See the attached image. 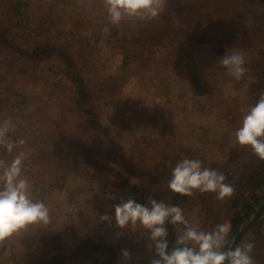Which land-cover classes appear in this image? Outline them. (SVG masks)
Instances as JSON below:
<instances>
[{"label":"rangeland","instance_id":"rangeland-1","mask_svg":"<svg viewBox=\"0 0 264 264\" xmlns=\"http://www.w3.org/2000/svg\"><path fill=\"white\" fill-rule=\"evenodd\" d=\"M6 1L0 0V4ZM190 1L167 0L158 17L151 20L124 17L117 25L108 21L104 0L26 1L32 18L41 14L38 12L40 8L46 14H41L47 20L45 23L37 22L41 28L39 34L45 39L57 33L55 24L59 20L70 25L82 10L94 22L103 24L94 37L86 40L89 50L84 49V55L94 56L101 63L99 69L93 68L96 81L100 74L103 79L122 81V87L117 105L99 109L103 123L114 127L113 141L95 140L93 143L101 150L100 154L96 152L99 162L118 168L123 176L115 178L100 167H76L63 182L41 174L43 161L35 163L31 157L45 152L46 160L52 161L56 143L45 148L33 144V134H30L32 118L43 117L45 122L58 120L70 95L68 90H59L60 86L54 82L58 79V69L46 64L39 67L38 73L40 78L49 76L51 80L35 84L18 80L11 84L8 93L0 97V122L10 119L14 126L0 142V191L6 187L5 171L23 153L20 178L28 181L29 198L47 206L49 220L29 225L0 242V264H48L62 252L66 258L62 264H152L154 260H160L156 251L159 238L154 241L150 229L139 222L135 225L129 222L123 227L116 223L115 206L129 199L149 208L150 197L179 205L188 222L187 227L212 232L217 225L226 224L229 227L227 240L231 237L235 230L230 223L232 202L240 199L242 203H251L256 197L253 186L245 184L248 179L244 183L237 182V175L259 160L250 148L236 143L232 115L234 106L240 110L245 108L240 100L247 98L257 79L251 80L246 73L239 80L229 76L219 60L226 53L216 55L212 46L187 47L182 66L187 64L190 52L192 56L186 68H178L177 61L169 59L171 52L162 54V46L152 30L174 27L177 8L179 10ZM52 20L57 22L50 23ZM21 29V22H4L1 27L0 34L5 40L0 43L2 77L11 78L19 72L16 65L22 62L14 59L11 50L21 40ZM232 51L244 53L247 70L260 64L258 49L228 52ZM128 52L133 53L129 60L126 59ZM65 78L64 75L62 79L66 84ZM21 138L24 144L17 143L10 150L6 147L9 142ZM58 146L67 155L69 142ZM110 151L113 155L109 159ZM132 155H137L135 161ZM184 158L199 159L203 167L222 172L226 177L224 182L234 188L232 196L218 200L215 193L197 192L192 197L173 194L168 190L167 182L171 169ZM62 160L56 158L53 161ZM236 165L240 167L239 171ZM57 167L52 164V169H56L54 176L58 175ZM127 168H131V172ZM124 177L126 181L129 178L130 185L123 180ZM236 187L240 188L239 193ZM251 211H246V216ZM104 215L111 219L102 220ZM253 222L254 219L242 232ZM170 224L179 237L187 230L182 223ZM261 227L259 239L256 237L257 226H252L241 240L237 238L233 246L256 243L251 253L255 264L260 257L264 260V223ZM85 240L90 245L82 244ZM187 243L198 245L193 241ZM124 251H127V257L123 255ZM166 253H169L168 249Z\"/></svg>","mask_w":264,"mask_h":264},{"label":"trees","instance_id":"trees-1","mask_svg":"<svg viewBox=\"0 0 264 264\" xmlns=\"http://www.w3.org/2000/svg\"><path fill=\"white\" fill-rule=\"evenodd\" d=\"M26 1L7 0L4 4H0V30L4 22H21L23 33L21 40L13 49L11 48L14 59L22 62L20 65H16L19 72H16L11 78L0 76V97L8 93L11 84L17 83L18 80H25V84H35L39 81L45 83L51 80L49 76H45L44 79L40 78L39 67L44 64L58 69L56 73L58 79L54 82L60 86L58 87L59 90H68L70 95L68 101L63 104L58 120L45 122L46 118L43 117L32 118L31 123L34 126L31 125L30 134H33V144L45 148L56 143V148H54L56 152L52 155V161L46 160L47 158L43 154L45 152L35 154V158L31 157L32 160L35 163L43 161L40 164L43 168L40 173L44 176L47 175L46 177H50L53 181L58 180V182L61 180L63 182L70 170L72 171L76 167L93 169L100 167L115 178L123 176L118 168L114 169L99 162L96 152L100 154L101 150L96 149V143H93L96 142L95 140L113 141L111 135L114 132V127L103 123L99 109L104 106L117 105L122 87V81L119 82L118 79L114 78L103 79L100 74L99 80L96 81L93 77V68L99 69L101 63L94 56L87 57L84 55L85 51L89 50L86 47V40L89 37H94V33L99 31L103 24L94 22L92 18L86 16V11L82 10V13L73 19L72 24L69 23L70 25L59 20V23L55 24L58 29L57 33L49 39H45L39 34L41 28L39 29L37 22L45 23L47 20L41 14H46L40 8L38 12L41 14L32 18L29 15L30 8L27 5L29 2ZM176 18L177 24L174 27L152 31L157 35L162 46V54L166 55L171 52L169 59L176 60L178 68L189 66L192 52H190L187 64L182 66V63L187 55V47H193V45L212 46L216 55H224L229 50H260V64L246 71V75H249L251 80L252 78L257 79V84L245 100H240V103L245 104L244 109L240 110L239 107L234 106L233 130L236 131L241 126L246 110L257 102L260 92L264 90V0H191L188 4L181 6L179 10L177 8ZM55 22L57 20H52L50 23ZM2 42H5L4 35L0 34V43ZM84 49L85 51H83ZM132 55L133 53L128 52L126 59L129 60ZM126 65L125 71L128 69ZM102 67L105 68L104 65ZM64 75L66 84L62 79ZM40 113L42 114V112ZM66 141L69 142L67 155L58 146L59 144H66ZM139 145L140 143L136 145L138 151ZM112 153L108 154L109 159L113 155ZM56 158L63 160L54 162L53 160ZM136 159L137 155L135 157L132 155V160L135 161ZM52 164L58 166V175L54 176L56 169H52ZM252 164L247 166L246 170L240 171V167L235 166L239 171L237 182L244 183L247 178L245 184L253 186L256 197L251 203H242L240 199H235L232 202L233 210L230 213V223L233 229L242 223L246 213L251 211L264 197V161L258 160ZM208 166L211 167L212 165L208 163ZM48 169L51 170L49 173L47 172ZM127 169L131 172V168ZM123 180L126 181L125 177ZM44 181L46 180H42V182ZM126 182H129L130 185L129 178ZM238 187H236L237 192L240 189ZM263 216L264 208L256 215L252 225L244 233L238 235V239L241 240L252 226H257L256 237H260L261 224L264 223ZM164 227L167 230L165 240L169 253L177 247L185 246L196 251L199 250L198 245L192 246L187 242L183 245L178 244L179 235L169 221H166ZM215 229L213 228V231ZM258 239L255 241H259ZM82 244L90 245L86 240ZM259 244L261 243L259 242ZM62 253L54 256L48 264L64 263L66 258ZM261 262L264 264L261 257L256 260L257 264Z\"/></svg>","mask_w":264,"mask_h":264},{"label":"clouds","instance_id":"clouds-1","mask_svg":"<svg viewBox=\"0 0 264 264\" xmlns=\"http://www.w3.org/2000/svg\"><path fill=\"white\" fill-rule=\"evenodd\" d=\"M167 0H104L108 21L117 25L124 17H139L154 19L163 10ZM226 68L227 74L236 80L246 73V60L242 51L226 52L219 59ZM10 127H14L10 119L0 122V142L7 135ZM235 141L241 147H248L260 161H264V90L260 92L257 102L246 110L241 126L235 132ZM24 144L23 138L9 142L6 147L10 150L16 144ZM23 153L18 155L5 171L6 187L0 191V242L13 234L37 222L47 223L49 210L42 201H33L28 196V181L20 178ZM225 175L215 169L202 166L199 159L184 158L171 169L167 188L173 194L192 197L200 194L215 193L216 199L224 200L232 196L234 188L226 184ZM151 207L141 205L133 199L115 206V221L123 227L129 222H137L150 229L152 239L157 241L156 251L160 260L152 264H255L251 255L255 244L246 242L235 248L228 247L226 224L216 226L213 232L197 231L187 227L183 210L179 205L166 204L149 198ZM170 218V221H169ZM102 220H110L104 215ZM166 221L173 224L182 223L187 230L177 239L178 244L193 241L199 246L196 251L190 247H177L166 253L168 247L165 237ZM125 257L127 251L123 252Z\"/></svg>","mask_w":264,"mask_h":264},{"label":"water","instance_id":"water-1","mask_svg":"<svg viewBox=\"0 0 264 264\" xmlns=\"http://www.w3.org/2000/svg\"><path fill=\"white\" fill-rule=\"evenodd\" d=\"M264 208V199L258 204L256 209L252 210L242 221V223L235 228L231 237L228 239V247L232 248L238 238V235L248 226V224L259 214Z\"/></svg>","mask_w":264,"mask_h":264}]
</instances>
